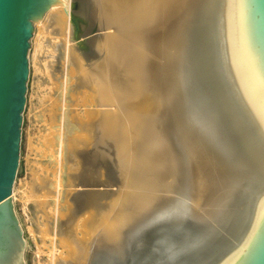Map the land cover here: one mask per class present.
<instances>
[{"label":"bare ground","instance_id":"6f19581e","mask_svg":"<svg viewBox=\"0 0 264 264\" xmlns=\"http://www.w3.org/2000/svg\"><path fill=\"white\" fill-rule=\"evenodd\" d=\"M47 4L34 20L36 49L42 50L41 35L51 28L56 34L51 52L59 42L66 64V81L57 78V87L73 97L82 94L85 106L91 104L84 108L86 119L76 117L78 122L73 116L76 125L73 117L66 121L65 140L80 159L73 161L79 176L67 170L64 177L75 189L61 191L57 145L62 127L58 133L53 126V107L39 147L50 157L49 166L32 170L25 191L44 219L43 241L52 238L55 221L62 225L60 242L70 261L61 264L123 260L130 232L138 230L141 219L158 214L187 215L213 225L226 215L238 190L264 178V93L237 43L234 0ZM72 9L81 19L78 38ZM204 22L209 25L205 52L214 60L208 80L198 52L191 51ZM218 94L234 96L235 102L230 98L224 106ZM256 210L244 243L224 264L248 256L264 195Z\"/></svg>","mask_w":264,"mask_h":264},{"label":"water","instance_id":"95a60500","mask_svg":"<svg viewBox=\"0 0 264 264\" xmlns=\"http://www.w3.org/2000/svg\"><path fill=\"white\" fill-rule=\"evenodd\" d=\"M47 2L0 0V264H24L26 244L12 192L20 161L30 40L34 20L44 14ZM234 12L237 43L264 93V0H234ZM71 19L78 38L81 19L75 13ZM215 24L211 28L217 32ZM202 27L191 51L198 52L199 66L208 80L209 72L213 74L214 60L208 50L205 52L209 25L204 22ZM219 68L215 73L221 88L228 92L229 85L226 80L223 82ZM218 96L224 106L231 98ZM231 99L235 102L234 96ZM244 186L235 193L234 203L226 215L215 224H202L187 215L158 214L134 232L123 260L112 263L100 257L90 264H224L244 243L252 228L258 201L264 195L262 177ZM238 264H264V213L248 256Z\"/></svg>","mask_w":264,"mask_h":264},{"label":"rangeland","instance_id":"374dc122","mask_svg":"<svg viewBox=\"0 0 264 264\" xmlns=\"http://www.w3.org/2000/svg\"><path fill=\"white\" fill-rule=\"evenodd\" d=\"M71 12L75 13V9H72ZM50 31L51 28H47L45 33L41 35V51H37L35 45V37L38 33L36 26H34L33 36L30 40L31 45L28 54L30 74L27 84V101L23 112L20 161L12 192L15 212L23 230L26 244L23 254L24 264H61L63 261H70L66 258V248H64L60 242L61 238L63 239L64 237L60 234V227L62 226L60 221H58V223L55 221L56 228L54 233L51 234L52 238H47L43 241L41 229L44 228V219L41 216L42 214L36 212L33 201L30 199L27 200L26 194L27 191L30 190L33 180L32 170L38 169L39 167L46 168V166H49V161L51 160L49 156L41 152L39 147H41V140L49 130V117L47 111L53 113V107L56 111L57 122H55L53 126L57 131L59 130L58 133L62 130V136L59 137L61 138L59 139L61 142H58L59 144L57 145V149H59V154L57 153V156H59L60 169H62L60 174L64 178L61 191L65 192L75 189L73 186H68L69 183L64 177L67 170L77 173L75 171L77 165L75 166L73 161H78L80 159L79 153L73 150L74 146L65 140L66 121L67 119L70 121L74 117L86 119L85 110L91 106V104H89L87 107L84 101H81L83 100L82 94L73 97L65 89H62L64 86L57 87L59 84L57 78H62V82L66 81V64L64 65V52L63 49L60 48L59 42H57L55 52H51V39L54 38L56 34H52ZM62 91H64L63 97H61ZM64 96L67 98H64ZM92 107L93 108L90 107V109L95 108L93 105ZM75 118L72 121H74L76 125V122H79L80 119L76 118L77 121H75ZM61 127L62 129L60 130ZM77 133L79 132L75 131L73 136ZM77 171H79V168ZM77 174L79 176V173ZM76 189H80V187ZM102 189L109 188L102 187ZM144 222L146 221L141 219L135 228L139 227ZM128 229L129 227L124 231L127 232ZM133 231L135 232V230ZM134 232L132 234L130 232L129 239L134 235ZM77 234L79 235L78 237H81V232L78 231Z\"/></svg>","mask_w":264,"mask_h":264}]
</instances>
